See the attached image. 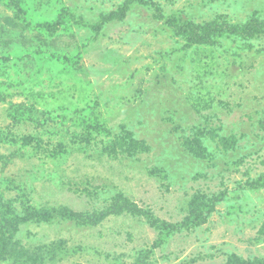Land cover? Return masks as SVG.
Instances as JSON below:
<instances>
[{
  "label": "rangeland",
  "instance_id": "374dc122",
  "mask_svg": "<svg viewBox=\"0 0 264 264\" xmlns=\"http://www.w3.org/2000/svg\"><path fill=\"white\" fill-rule=\"evenodd\" d=\"M0 264H264V0H0Z\"/></svg>",
  "mask_w": 264,
  "mask_h": 264
}]
</instances>
